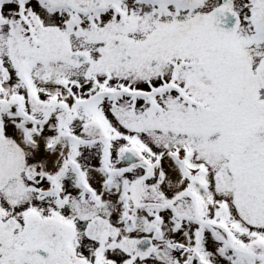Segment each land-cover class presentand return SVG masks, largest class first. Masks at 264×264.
I'll return each mask as SVG.
<instances>
[{"label": "snow or ice", "instance_id": "obj_1", "mask_svg": "<svg viewBox=\"0 0 264 264\" xmlns=\"http://www.w3.org/2000/svg\"><path fill=\"white\" fill-rule=\"evenodd\" d=\"M0 264H264V0H0Z\"/></svg>", "mask_w": 264, "mask_h": 264}]
</instances>
